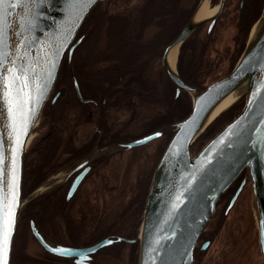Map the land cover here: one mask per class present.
<instances>
[{"label": "flooded vegetation", "instance_id": "obj_1", "mask_svg": "<svg viewBox=\"0 0 264 264\" xmlns=\"http://www.w3.org/2000/svg\"><path fill=\"white\" fill-rule=\"evenodd\" d=\"M104 1L67 51L33 132L23 199L51 186L29 203L11 264H139L150 186L174 134L132 145L192 114L191 95L170 71L205 92L234 72L264 12V0H109L108 10ZM205 5L218 13L198 22ZM102 38L109 58L92 53ZM183 38L170 52L178 48L173 70L168 52ZM248 189L244 174L225 194L194 264H264L260 235L256 246L242 248L251 243L240 229L251 210ZM56 248L74 255L62 257Z\"/></svg>", "mask_w": 264, "mask_h": 264}, {"label": "water", "instance_id": "obj_2", "mask_svg": "<svg viewBox=\"0 0 264 264\" xmlns=\"http://www.w3.org/2000/svg\"><path fill=\"white\" fill-rule=\"evenodd\" d=\"M102 1L104 0H95L76 21L77 26L69 37V43L57 58L54 79L36 109L26 135L21 136L23 143L18 149L15 165L17 203L9 264L12 263L14 240L25 208L42 193L38 190L29 200L23 199L24 163L30 139L56 86L67 51L88 16ZM29 7L36 25L30 34V37H35L32 57H36L41 55L40 49L46 47L53 36L61 34L71 22L69 17L72 6L69 0H37V3L30 4ZM191 31L189 28L183 37H187ZM184 38L169 50L168 55ZM170 73L174 81L191 95L194 109L182 123L165 128L147 140L132 145L141 146L174 134L155 173L148 197L141 227L139 264H194L200 237L211 223L225 194L244 174L252 189V209L264 254V145L256 143L259 137L264 136V12L254 27L246 51L234 72L212 84L205 92L185 87L178 76L171 71ZM236 92H239V98L228 111L242 103V112L194 155L195 144L228 111L212 119L214 113ZM230 128L234 134L226 137ZM237 132L239 135H235ZM221 137H225L224 145L217 143ZM229 142L232 147L227 146ZM16 147L9 127L7 109L0 107V156L3 157L0 169L4 170V175L0 178V200L10 201L12 198L9 185L12 150ZM189 183L191 188L185 190ZM182 192L183 197L177 202L176 196ZM174 203L179 204L176 211L172 208ZM156 240H160L158 246L155 244ZM153 248L157 250L153 251Z\"/></svg>", "mask_w": 264, "mask_h": 264}, {"label": "snow or ice", "instance_id": "obj_3", "mask_svg": "<svg viewBox=\"0 0 264 264\" xmlns=\"http://www.w3.org/2000/svg\"><path fill=\"white\" fill-rule=\"evenodd\" d=\"M37 0H0V107H6L9 119V127L15 139L16 148L12 150L11 200H0V264H9L11 240L14 231V218L16 207V155L23 141L21 136L26 135L29 124L35 116L36 109L42 102L50 82L54 79V70L57 66V58L62 55V50L69 43V37L77 26L82 14L95 0H69L70 23L63 32L53 36L46 47L40 49L41 55L32 57L35 37L30 34L35 29V18L30 4ZM79 6V7H76ZM236 125L233 126L235 128ZM230 128L226 137L233 135ZM239 135V133H235ZM225 137L217 142L224 145ZM264 145V136L256 141ZM228 147H232L229 142ZM3 157L0 156V164ZM4 170L0 169V178ZM193 179H195L193 177ZM191 183L187 189L191 188ZM183 192L176 196V201H181ZM179 207L178 203L172 205L173 211ZM112 243V241H109ZM158 246L160 240H156ZM156 251V248L152 249ZM62 257H71V250L52 249Z\"/></svg>", "mask_w": 264, "mask_h": 264}, {"label": "rangeland", "instance_id": "obj_4", "mask_svg": "<svg viewBox=\"0 0 264 264\" xmlns=\"http://www.w3.org/2000/svg\"><path fill=\"white\" fill-rule=\"evenodd\" d=\"M103 7H104V9H107V10L111 7L109 0H105L103 2ZM99 49L100 50L93 48L92 53H100L101 54L102 52H105L106 53V55L104 56L105 58H109V56L112 54V53H110V48H109V45L107 43L106 38H102V42L100 43ZM212 82H213V80L209 81V83H212ZM242 107L244 108V104L241 103L238 108H235V109L227 112L220 119H218L207 130V132L201 137V139L195 144L194 149H193L194 155L198 154L203 149V147H205L217 134H219L228 124H230L233 121V119L242 112V111H240V109ZM182 114H183V112L181 110L180 113L177 114V117L182 118ZM31 146L32 145L29 146L28 152L31 151ZM59 181H60V179H58V182ZM152 183H153V181H152ZM151 186H150V190H151ZM41 189H43V190H41ZM49 190H50V187H48V185L42 186V188H40V191H42V193H40V195L36 199H40V198L44 197L46 194L49 193ZM149 194H150V192H149ZM247 199L249 201V205H250L251 210L247 211V213L244 215L245 221L242 222V225L240 226V229L242 232L241 235H243L244 238L246 237L247 239H250V242H251V243H247L248 245L244 244L242 246V248L245 250L249 249L250 246L251 247L256 246L257 238H259V235H260L258 224H257L256 217H255V213L252 209V203H251L252 189H251V187H250V190L248 189ZM147 201H148V199H147ZM28 205L25 208V213H26V210L28 208ZM25 213H24L22 219L25 217ZM22 219H21V221H22ZM215 263L223 264V261H219V262L216 261ZM259 264H262V261H259Z\"/></svg>", "mask_w": 264, "mask_h": 264}, {"label": "bare ground", "instance_id": "obj_5", "mask_svg": "<svg viewBox=\"0 0 264 264\" xmlns=\"http://www.w3.org/2000/svg\"><path fill=\"white\" fill-rule=\"evenodd\" d=\"M217 13H218V10H216V11H210L209 6L208 5H205V7L200 11V13L198 15V18H197L198 19V22L203 21V20H207V19H209V18L217 15ZM177 57H178V48L175 49L172 52V54L170 55L169 62H170V65H171V67H172L173 70H175V68H176ZM238 98H239V92H236L230 98H228L226 101H224L218 107V109L214 113V116H213L212 119L218 118L220 115L226 113V111H228V109H230L234 105V103L238 100ZM234 108H232V109H234ZM231 110H229V111H231ZM33 140H34V138H33V135H32V137L30 139L29 146L31 145V143L33 142ZM50 186H51V184L48 185V187H50ZM140 237H141V234H140Z\"/></svg>", "mask_w": 264, "mask_h": 264}]
</instances>
